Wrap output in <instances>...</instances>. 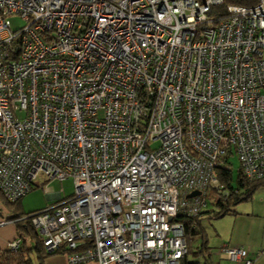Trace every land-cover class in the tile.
I'll return each mask as SVG.
<instances>
[{
    "label": "built area",
    "instance_id": "2783aa9c",
    "mask_svg": "<svg viewBox=\"0 0 264 264\" xmlns=\"http://www.w3.org/2000/svg\"><path fill=\"white\" fill-rule=\"evenodd\" d=\"M222 3L0 0V192L74 180L29 214L68 264H182L177 218L198 215L207 188L228 196L230 158L264 179V0L214 22Z\"/></svg>",
    "mask_w": 264,
    "mask_h": 264
},
{
    "label": "crops",
    "instance_id": "0c3cea01",
    "mask_svg": "<svg viewBox=\"0 0 264 264\" xmlns=\"http://www.w3.org/2000/svg\"><path fill=\"white\" fill-rule=\"evenodd\" d=\"M46 190H48L47 187L44 188V191ZM59 194V192L47 193V197L53 199L50 205L59 199ZM16 214H18L17 211L5 217L0 214V249L6 248L11 240L22 233V229L18 227L22 218H14ZM205 216V214L201 215V226L203 241H205L203 243L208 246V249L201 257L189 256L190 262L236 264L225 259L219 252V248L226 243L247 248L249 255L254 258L252 264H264V183L258 184L246 200L237 203L232 212L211 220ZM201 242L202 237L200 236L192 238L194 245H199ZM44 264H68V261L65 252L62 251L48 255ZM86 264L97 263L88 262Z\"/></svg>",
    "mask_w": 264,
    "mask_h": 264
},
{
    "label": "trees",
    "instance_id": "16d2710c",
    "mask_svg": "<svg viewBox=\"0 0 264 264\" xmlns=\"http://www.w3.org/2000/svg\"><path fill=\"white\" fill-rule=\"evenodd\" d=\"M256 2L257 0H223L222 4L215 5L212 8L210 15L219 16L217 19L213 20L214 22H217L218 19L228 16L226 11L227 4L252 6ZM219 180L223 185V189L227 191L228 196L226 198H223L217 190L213 188H207L204 194L206 204L205 207L200 210L198 215L190 217L179 216L177 218V220L183 222L184 224L185 241L187 244V253L182 259V264H199V261L190 262L188 257H201L204 255V251L208 249V246L203 243L205 241H203L204 236L202 235L201 215L205 214V218L211 220L219 218L226 213L232 212L233 207L237 203L246 200L251 196L254 188L258 184L264 183V179L248 180L244 177L240 168L238 169L236 184H233L232 182L233 175L231 170L220 169ZM45 181L46 180L43 182ZM20 200L21 198L11 203H16ZM33 212L35 211L26 214L23 213V217L19 214L14 216V218H22L21 222L18 223L19 229H22V233H20V236H18L20 237L21 244L17 250L13 251L6 248L0 249V264H44L45 258L48 255L63 251L61 249L48 251L45 248L41 236L31 224L29 214ZM194 236L202 237V242L199 245L192 244V238ZM29 239L30 243L28 242Z\"/></svg>",
    "mask_w": 264,
    "mask_h": 264
},
{
    "label": "rangeland",
    "instance_id": "374dc122",
    "mask_svg": "<svg viewBox=\"0 0 264 264\" xmlns=\"http://www.w3.org/2000/svg\"><path fill=\"white\" fill-rule=\"evenodd\" d=\"M10 21L13 28L18 27L23 23L19 16L11 17ZM229 163L231 164L233 175L232 182L233 184H236L239 161L236 158H230ZM44 186L47 187L48 190L44 191ZM52 192H59L61 197L70 196L74 192V180L72 178H67L62 181L58 179H50L41 183L40 179H38L33 189L16 203L7 201L0 192V214L5 217L8 216V214L11 215L13 211H17V213L23 217V213L26 214L32 211L42 210L48 207L50 205L49 203L53 201V199L47 197V193ZM28 242L30 243V241Z\"/></svg>",
    "mask_w": 264,
    "mask_h": 264
},
{
    "label": "water",
    "instance_id": "95a60500",
    "mask_svg": "<svg viewBox=\"0 0 264 264\" xmlns=\"http://www.w3.org/2000/svg\"><path fill=\"white\" fill-rule=\"evenodd\" d=\"M200 192L199 191H192L191 193L188 194L189 197H192L194 195H198Z\"/></svg>",
    "mask_w": 264,
    "mask_h": 264
}]
</instances>
